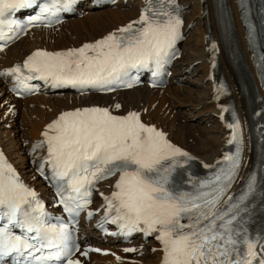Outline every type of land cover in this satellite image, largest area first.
I'll return each mask as SVG.
<instances>
[{
    "label": "snow or ice",
    "instance_id": "6c2138e0",
    "mask_svg": "<svg viewBox=\"0 0 264 264\" xmlns=\"http://www.w3.org/2000/svg\"><path fill=\"white\" fill-rule=\"evenodd\" d=\"M78 3L0 0V42L14 40L37 24L59 23L60 13L72 11ZM34 8L38 14H30L26 25L13 18ZM183 25L177 0H145L138 19L116 31L79 48L34 51L0 77H13L12 90L18 95L38 91L32 81L82 94L87 89H131L139 82L133 73L141 71L151 73L155 87L177 55ZM247 27L251 42L255 30L251 24ZM259 59L264 62V55ZM222 91L223 85L217 89ZM121 107L115 105L117 112ZM227 127L228 144H235V152H225L215 165H203L212 171L199 178L190 171L194 158L164 131L144 123L137 111L119 115L97 106L61 113L47 125L33 151L46 146L39 171L44 175V166L50 168L68 222L49 216L37 193L0 152V264H83L77 253L87 257L89 252H101H81L74 230L77 217L92 202L96 184L113 177L111 194H101L104 216L99 227L115 225L118 232L113 235L153 237L160 245L153 251L161 253V264H264V229L253 234L248 228L257 194L264 208V184L258 186L253 173L239 193L229 194L241 168L243 140L238 121ZM93 215L87 211L89 220Z\"/></svg>",
    "mask_w": 264,
    "mask_h": 264
},
{
    "label": "bare ground",
    "instance_id": "6f19581e",
    "mask_svg": "<svg viewBox=\"0 0 264 264\" xmlns=\"http://www.w3.org/2000/svg\"><path fill=\"white\" fill-rule=\"evenodd\" d=\"M182 3L185 5L184 31L189 34L191 32V34L183 44V56L174 65L175 80L165 90H151L147 87H140L105 96L95 94L80 96L69 92L54 95L41 93L25 100H17L9 94L6 82L0 79V96L9 95L4 103L7 102L9 105L15 104V109L9 121H13L14 124L12 123V125L18 134L17 136H13V134L12 137L2 132L4 127L2 128L0 126V146L4 148L8 158L24 176V179L36 188L41 196L46 199L51 197L49 190L41 182H37L35 178L34 169L30 164V161L34 159V156L30 155L31 149L36 143L41 142L43 137L42 133L48 124L57 119L61 113L73 111L77 108L107 107L113 114L119 115H125L128 111H137L141 114L142 120L146 124H156V128L164 131L173 144L188 152L200 166L203 167L205 164L215 165L218 160L223 158L227 150L230 130L221 120V107L223 102L220 101L219 93L217 92V89L220 87L219 77L213 76L211 72V35H214L216 40L220 41L212 1L188 0L187 2L182 1ZM141 6L142 2L138 0L133 5H131V2L126 5L121 2L120 6L116 8V11L112 9L89 10L85 12L83 18L74 19L70 24L63 23L52 30L43 28L34 29L24 39L0 54V70L11 68L22 63L35 50L66 51L68 49L78 48L84 43L94 42L108 33L116 31L118 28L138 19ZM229 6L230 8L232 6L236 8L234 1L233 4L229 2ZM190 7H193L194 11ZM235 20L238 24L239 39L244 44V29L241 26L238 12H236ZM194 25L197 26L196 28L193 27L195 30L192 29ZM211 30L212 33H210ZM221 55L222 73L230 84L246 137L243 162L239 170L238 178L229 193L237 194L250 176L255 160L243 90L248 83V78L243 69H240L241 71L239 72L235 71L230 63L226 61L223 56L222 45ZM246 62L248 66L251 65L250 58ZM252 72L255 74L254 69ZM189 73L192 74L189 75ZM184 84L193 85L196 90H192L191 92L187 88L190 94L186 92L188 100L183 105L186 106L189 104L194 109L198 107L204 109L195 117H190V113L187 114L186 121H188L189 126L184 125L188 128L187 133L184 127L178 124L177 119L169 122L170 118L168 116L164 114L160 115V109H153V107L146 108L151 99L155 100L159 96L162 97L161 95L163 94L168 95L171 93L178 100H181L182 95L185 94ZM254 87L260 89L258 83H254ZM24 101L25 105H22ZM117 103L122 106L118 112L115 109ZM153 105L154 103L150 106ZM34 107H36L35 110H33ZM21 108L24 111L22 118L19 117ZM19 119L21 122H18ZM25 124L31 127L29 133H27L28 131L25 132ZM193 127L196 128L194 131L191 130ZM197 132L200 133V137L194 139L195 133ZM20 135L22 137L19 138ZM113 183L114 180H111L103 185L104 195L111 194ZM90 230L91 228H88L83 231ZM134 246L137 248L135 254L142 253L140 258L126 254L124 251L126 246L113 245L106 247L110 251L109 255H93L91 262L88 264H161V253L159 251H153V249H159L160 247L156 242L150 241L146 245L144 242L136 241ZM118 257L119 259H117Z\"/></svg>",
    "mask_w": 264,
    "mask_h": 264
},
{
    "label": "rangeland",
    "instance_id": "374dc122",
    "mask_svg": "<svg viewBox=\"0 0 264 264\" xmlns=\"http://www.w3.org/2000/svg\"><path fill=\"white\" fill-rule=\"evenodd\" d=\"M182 1H184V2H187L188 0H182ZM191 9H192V11H194L193 10V7H190ZM112 10H114V9H112ZM117 9H115L114 11H116ZM107 11V10H106ZM105 12V11H104ZM83 18V17H82ZM79 19H81V18H79ZM73 20L74 19H70L68 22H65V24H70V22H73ZM194 28H196L197 26H193ZM192 27V29L193 30H195L194 28ZM191 29V30H192ZM192 30V31H193ZM60 32H61V30H60ZM189 34V33H188ZM190 34H191V32H190ZM189 34V35H190ZM190 74H192V73H189V75ZM188 86V87H187ZM174 87H175V85H174ZM183 87H184V95H182V99L180 100H178L175 96H173V95H171V93L170 94H163V95H161L162 97H158V98H155V100L154 99H151L150 101H149V104L146 106V108L148 107V108H152L153 107V109L155 108V109H160L161 110V112H160V115H162V114H164L165 116H168L170 119H169V122L170 121H172V120H174V119H177V121H178V124H180L181 126H183L184 127V130H185V132L187 133V130H188V128H186L187 126H184V125H188L189 126V123H188V121H186V118H187V114H189L190 113V117H195V116H197L199 113H201L204 109L202 108V107H198V108H196V109H194V107L192 106V105H186V106H184L183 105V103H185L188 99V95H186V92H188L189 94H190V91L192 92V90H196V88L193 86V85H190V84H184L183 85ZM187 88H189V90H187ZM195 88V89H194ZM176 91V90H175ZM165 95H167L166 97H164ZM9 95H5V96H0V126H2V128H3V131L2 132H5V133H7L8 135H10V136H12L13 134V136H17L18 134L16 133V129H15V127L12 125V123H13V121H9L10 120V116H11V114L13 113V110L15 109V104H8L7 102L6 103H4L5 102V100H6V98L8 97ZM172 96V97H171ZM192 96H194V95H192ZM195 97V96H194ZM160 98V99H159ZM173 98V99H172ZM165 99V100H164ZM185 99V100H184ZM156 101V102H155ZM165 101H167V102H165ZM183 101V102H182ZM164 102V103H163ZM25 103V101L22 103V105H25L24 104ZM154 103V105L153 106H150L151 104H153ZM147 108V109H148ZM36 109V107H34L33 108V110H35ZM195 110V111H194ZM155 111V110H154ZM200 111V112H199ZM23 112V113H22ZM197 112V113H196ZM192 113V114H191ZM23 114H24V111H23V109L21 108L20 109V113H19V117L20 118H22V116H23ZM185 115V116H184ZM194 115V116H193ZM176 116H177V118H176ZM167 117V118H168ZM7 121H9V122H7ZM33 121H34V119H33ZM18 122H21V120L19 119L18 120ZM32 122V121H31ZM14 124V123H13ZM27 124V123H26ZM25 124V132H27V133H29V130L31 129V127H29V126H27ZM194 128V129H193ZM193 128H191V130L192 131H194L196 128L195 127H193ZM27 129V130H26ZM7 131V132H6ZM9 131H10V133H9ZM12 131H14V132H12ZM11 132H12V134H11ZM12 136V137H13ZM20 137H22V135H20L19 136V138ZM23 137H25V135H23ZM200 137V133L199 132H197V133H195V137H194V139H196V138H199ZM193 139V138H192ZM14 147H15V149H16V146L14 145ZM16 151V150H15ZM140 257V256H139Z\"/></svg>",
    "mask_w": 264,
    "mask_h": 264
}]
</instances>
